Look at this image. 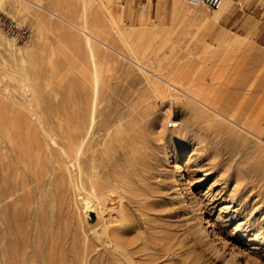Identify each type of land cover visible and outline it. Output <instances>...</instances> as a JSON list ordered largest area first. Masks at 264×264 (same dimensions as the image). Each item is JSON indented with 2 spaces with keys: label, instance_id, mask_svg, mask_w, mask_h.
<instances>
[{
  "label": "rangeland",
  "instance_id": "obj_1",
  "mask_svg": "<svg viewBox=\"0 0 264 264\" xmlns=\"http://www.w3.org/2000/svg\"><path fill=\"white\" fill-rule=\"evenodd\" d=\"M0 10L31 34L18 43L0 30V264H264V92L252 79L264 71V0H232L219 18L189 0H0ZM208 70L234 121L159 94L178 90L168 78L182 71ZM94 75L106 111L154 103L128 190L98 206L115 245L80 214L64 145L73 97L92 100Z\"/></svg>",
  "mask_w": 264,
  "mask_h": 264
},
{
  "label": "bare ground",
  "instance_id": "obj_2",
  "mask_svg": "<svg viewBox=\"0 0 264 264\" xmlns=\"http://www.w3.org/2000/svg\"><path fill=\"white\" fill-rule=\"evenodd\" d=\"M231 3H232V0H222V3L219 6V8L215 10L216 11L215 18H219L224 13H226ZM147 10H148V5L145 6L144 12H146ZM53 14L59 16L56 12H53ZM82 30L84 33L86 32L89 34V35L86 34V42L90 44L91 46L90 50L94 51V48L91 45V39L93 36L87 30L83 28ZM2 37L3 35L0 34V39ZM219 40L223 44V46H226V47L234 46V44H236L235 41H233L234 38L227 34H221L219 36ZM230 48H233V47H230ZM217 62L218 61H216V63ZM219 62L223 63L221 61ZM204 66L203 67L205 69L206 68L211 69L215 67L214 64H211V65L204 64ZM243 67L245 68L244 65ZM241 69L243 70V68ZM251 69L253 70V67ZM212 70L211 71L208 70L209 73L213 72ZM237 70L239 73V68ZM246 70L248 71V69ZM208 71L203 72V74L202 72H200V74H197L195 76L192 75L190 77L186 76L185 72L182 71V73L176 74L174 77L168 78V82L170 84H173L176 88H178V90L175 88L173 90L168 88L169 92L167 93L166 90L168 89L165 90V87H164L162 89H164L165 91H161L160 93L159 92L158 93L162 95V99L166 98L168 95L172 96L173 99L171 102H179V101L186 102L189 99L187 98L188 97L187 95H189L190 97L193 98L192 101H194V104H193L194 107L191 108L192 113L193 112L201 113L204 116L210 118L211 120L216 121V122L218 121L219 123H221V121L219 120L218 117H226L229 120L234 121V119L236 118L233 115L231 117H228V111L223 106H220L219 103L221 101V98H223V100H225V98L220 95H217L214 88L209 83V81L212 79V74L211 73L206 74L208 73ZM241 73L245 74V72H241ZM249 73L251 74V72ZM99 76L100 75H97L95 76L94 79H92L94 80V87H93L94 93L92 92L94 95H93L92 100H90L91 102L88 100L89 96L87 97V99L85 98V100L87 101L84 102L83 100V102H81L82 101L81 100L80 101L81 103H78L79 102L78 96L73 97L75 106H73L74 109H72L73 111H71L72 115L70 117V121H71L70 130L67 136L66 144L64 145L67 148V159L69 163L71 164L70 166L71 177H72V181H73L74 187L77 192V197H78L77 208L79 212H81L80 214L81 215L82 213L86 214L85 220H87L88 228L91 231H93V234L98 235L102 244L115 245L116 238L113 233L114 231L113 229L111 230L110 228L106 227V223L104 221L103 216L101 215V211L98 208V206L101 201H105V200L112 201L113 196L116 193H119V191L128 190L127 188L132 182V179L129 176V173L135 170L136 168L132 164L137 158L140 157V155H137V151L142 147V142H143V134L140 133L141 130L139 131V129H142L144 125L150 122L148 121L146 123V121H144L145 119H141L140 117L148 116L149 115L148 111L152 107V105H154V103L146 102L147 103L146 110L145 108L143 110L140 107L138 109L131 107L135 110L125 112L119 109L118 107V109L111 110L110 108L108 111H106L105 108L100 107V104L102 103V100L105 97L103 98L104 94L103 95L100 94V84L98 82V79L100 80ZM100 77L102 78V76ZM252 79H254L255 83L257 82L259 84V85L257 84L256 85L260 86L264 92V71L262 69L258 70L257 74ZM248 81H250V78ZM248 81H245V82L247 83ZM104 82L103 84L106 83ZM107 83H110V82H107ZM248 87L250 88L251 86H248ZM252 87H255V86H252ZM260 87L258 88L260 89ZM156 88L157 90L160 91L161 85L157 84ZM240 88L242 90L243 87H240ZM181 91L183 93H181ZM245 92L247 93V91ZM106 97L108 98V96ZM120 98L122 101H125L124 99H122L123 97H120ZM127 98L129 97H126V99ZM131 99H128V100L130 101ZM134 99L135 98L133 97V101ZM125 102L121 103L120 101L122 105L126 104ZM136 102H134V105ZM230 103L228 101V104ZM202 104L205 105L204 107H207V109H210L212 112H209L208 110H204L203 108H199V107H202ZM173 111H174V107H171L169 119L173 117ZM125 119H127L126 121H131V122L126 123V121L124 122ZM174 126L179 127V130L182 129L176 121H174ZM50 157L52 159V162H54L55 164H58L59 157L58 159H54V154H51ZM57 168L55 167L56 170ZM182 170L183 168L180 167V170L178 171L181 172ZM82 189L87 191L88 194H86L85 196H82V193H81ZM119 195H120L119 196L120 200H123L124 195L123 194H119ZM81 220L82 222H84L83 216H81Z\"/></svg>",
  "mask_w": 264,
  "mask_h": 264
},
{
  "label": "built area",
  "instance_id": "obj_3",
  "mask_svg": "<svg viewBox=\"0 0 264 264\" xmlns=\"http://www.w3.org/2000/svg\"><path fill=\"white\" fill-rule=\"evenodd\" d=\"M190 4L198 5L205 4L209 9H217L222 3V0H189ZM0 30L3 31L8 37L16 40L17 42H26L31 34L25 27L19 26L13 19L8 17L0 10Z\"/></svg>",
  "mask_w": 264,
  "mask_h": 264
}]
</instances>
